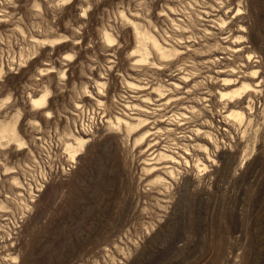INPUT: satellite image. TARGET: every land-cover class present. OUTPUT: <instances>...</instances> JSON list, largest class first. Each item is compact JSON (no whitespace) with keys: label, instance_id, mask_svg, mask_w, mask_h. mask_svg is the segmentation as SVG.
Returning <instances> with one entry per match:
<instances>
[{"label":"rangeland","instance_id":"obj_1","mask_svg":"<svg viewBox=\"0 0 264 264\" xmlns=\"http://www.w3.org/2000/svg\"><path fill=\"white\" fill-rule=\"evenodd\" d=\"M0 125V264H264V0H0Z\"/></svg>","mask_w":264,"mask_h":264},{"label":"built area","instance_id":"obj_2","mask_svg":"<svg viewBox=\"0 0 264 264\" xmlns=\"http://www.w3.org/2000/svg\"><path fill=\"white\" fill-rule=\"evenodd\" d=\"M89 111V110H88ZM49 132H40L35 138L33 157L21 168V187L18 198L24 199L30 205L35 203L49 184L60 178H66L74 172L79 163L73 159L64 141V135L50 128ZM89 131L87 124L82 122L75 125V134L86 135ZM73 134V131H72ZM17 193L14 195V197Z\"/></svg>","mask_w":264,"mask_h":264},{"label":"bare ground","instance_id":"obj_3","mask_svg":"<svg viewBox=\"0 0 264 264\" xmlns=\"http://www.w3.org/2000/svg\"><path fill=\"white\" fill-rule=\"evenodd\" d=\"M139 29V28H138ZM147 30V29H146ZM137 33V32H136ZM141 33V32H140ZM105 35V34H104ZM142 36V35H141ZM135 37H137V35H135ZM138 38V37H137ZM142 38H144L143 36L141 37V39ZM149 38V37H148ZM146 39H147V37H146ZM106 40L109 42V41H111V36L110 35H106ZM145 40V39H144ZM144 40H141V41H144ZM57 41V40H56ZM58 41H60V40H58ZM153 41H155V40H153ZM63 41H61V43H62ZM145 42V41H144ZM156 42V41H155ZM41 43V42H40ZM47 43H49V42H47ZM60 43V42H59ZM59 43H57V44H59ZM139 43V42H138ZM44 44V43H43ZM145 48V47H144ZM169 52V51H168ZM69 57V56H68ZM142 57V56H141ZM65 58V57H64ZM50 73H52V72H54V71H49ZM43 74V73H42ZM65 75V74H64ZM63 76V75H62ZM227 85H230V83L229 84H227ZM244 88V87H243ZM246 88H248V87H245L244 89L245 90H248V89H246ZM244 91V90H243ZM251 91H252V89H251ZM240 92V91H239ZM245 93V92H244ZM247 93V92H246ZM238 94V93H237ZM243 94V93H242ZM229 95V94H228ZM38 96V95H37ZM223 96V95H222ZM226 97V96H225ZM229 97H231L232 98V96H229ZM227 98H228V96H227ZM232 101V100H231ZM234 101V100H233ZM31 105H32V107L34 108V110H45L47 107H48V95L47 94H44V95H42V96H38V97H35V98H32L31 99ZM45 114H46V116L47 117H49V118H51V113L50 112H45ZM238 116H241V115H239V114H237ZM235 117V116H234ZM121 121V120H120ZM17 122V121H16ZM13 123V122H12ZM6 124V123H5ZM1 126V125H0ZM16 126V125H15ZM15 126L14 125H7V126H5L4 128H3V131H4V133L6 134V136L7 137H9L10 136V138L12 137L13 139H17L18 138V136H17V132H16V128H15ZM1 130V129H0ZM169 131V130H168ZM172 131V130H171ZM199 132V131H198ZM83 143V140H78V144H82ZM72 152V151H71ZM70 152V153H71ZM74 157H76V156H74ZM172 158V157H171ZM73 159H77V157L76 158H73ZM186 159V158H185ZM172 161V160H171ZM169 162H170V160H169ZM177 162V161H176ZM172 163H174V162H172ZM172 174V173H171ZM173 176V175H172ZM16 180V179H15ZM16 184H18L17 182H16ZM20 185V184H19ZM2 207V206H1ZM0 207V208H1Z\"/></svg>","mask_w":264,"mask_h":264}]
</instances>
